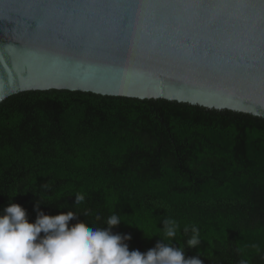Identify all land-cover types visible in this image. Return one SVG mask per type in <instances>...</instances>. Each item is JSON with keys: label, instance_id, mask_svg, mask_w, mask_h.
<instances>
[{"label": "trees", "instance_id": "1", "mask_svg": "<svg viewBox=\"0 0 264 264\" xmlns=\"http://www.w3.org/2000/svg\"><path fill=\"white\" fill-rule=\"evenodd\" d=\"M76 193L85 201L74 205ZM9 197L29 223L38 199L45 215L76 212L70 226L106 227L119 214L113 233L141 253L167 214L180 225L175 247L186 246V225L199 229L203 264H264V118L165 99L20 92L0 103V214Z\"/></svg>", "mask_w": 264, "mask_h": 264}, {"label": "water", "instance_id": "2", "mask_svg": "<svg viewBox=\"0 0 264 264\" xmlns=\"http://www.w3.org/2000/svg\"><path fill=\"white\" fill-rule=\"evenodd\" d=\"M53 89L264 118V0H0V103Z\"/></svg>", "mask_w": 264, "mask_h": 264}, {"label": "clouds", "instance_id": "3", "mask_svg": "<svg viewBox=\"0 0 264 264\" xmlns=\"http://www.w3.org/2000/svg\"><path fill=\"white\" fill-rule=\"evenodd\" d=\"M74 196V205L85 201L83 193ZM12 198L9 197L8 206L0 214V264H203L199 229L186 225L183 233H191L186 246L175 247L171 241L177 236L180 225L167 214L159 221L163 225L159 228V241L146 253H141L129 251L125 241L131 240L130 235L113 233L112 229L123 223L119 214H111L104 221L106 227H90L85 222L70 226L69 222L79 217L76 212L69 210L55 216L45 215L40 211V205L44 203L38 199L34 208L36 219L29 223L25 209L12 203ZM58 207L67 208L63 204ZM83 215L90 213L85 210ZM96 220H100L99 215ZM144 235L148 239L154 237ZM188 248L197 249V255L188 257Z\"/></svg>", "mask_w": 264, "mask_h": 264}]
</instances>
